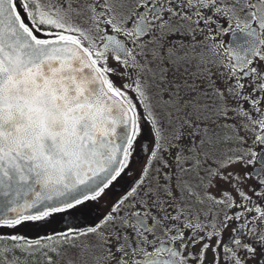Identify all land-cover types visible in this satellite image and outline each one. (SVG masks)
<instances>
[{"label":"snow or ice","instance_id":"obj_1","mask_svg":"<svg viewBox=\"0 0 264 264\" xmlns=\"http://www.w3.org/2000/svg\"><path fill=\"white\" fill-rule=\"evenodd\" d=\"M218 3L219 0H135L136 18L126 20L122 10L128 0H93L87 7L90 23L84 28L73 22L74 16L83 15L73 7L79 0H0V230L45 222L78 209L88 201L98 200L121 176L142 135L137 106L126 94L128 91L149 107L147 119L156 141L150 164L161 151H167L161 147L160 128L151 116L144 83L138 80L135 87L124 84L123 90L113 83V77L128 74L131 78L132 71L148 72L153 80L159 74L158 83L166 86L161 88V95L179 121L178 131L184 127L193 129L195 137L200 138L199 148L190 149L194 153L191 167L184 169L194 171L198 183L195 187L185 185L183 190L202 204L199 189L207 193L222 183L230 185L243 201L250 200L238 187L239 176L229 171L244 161L214 158L218 141L212 125L243 118L264 133V0H232L231 13H223L235 18L230 25L234 41L228 52L231 64L227 72L219 75L207 56L196 55L198 37L214 39L209 31L228 35L214 18L222 14ZM185 23L192 26L185 29ZM105 27L110 35L103 34ZM97 35L102 44H97ZM119 36L125 40L122 42ZM138 41V48L130 50L126 46ZM147 48H151L150 53L142 51ZM109 54L118 67L109 66ZM142 60L147 61V68ZM194 64L196 71L190 74ZM221 79L226 85L223 90L218 87ZM250 111L259 114L257 120L252 119ZM223 126L234 127L229 123ZM184 139V135L176 137L177 141ZM258 143L264 144V136ZM190 144L195 141L190 140ZM174 147L184 146L177 143ZM148 171L146 168L145 176ZM169 179L165 176V180ZM144 183L142 179L136 189ZM260 185L255 194L264 198V179ZM160 187L163 195L159 188L149 190L143 193L141 206H155L165 211V220H179L180 216L169 215L164 209V203L175 193L167 184ZM136 189L98 225L61 233L51 247L0 235V243L12 245L0 246V264H22L17 252L24 257L23 264L36 256L43 264H53L46 257L59 256L64 248L77 253L78 264H89V260L91 264H187V260H195L196 257H185L189 238L178 229L169 228L168 233L175 235L159 245L148 238L152 232L149 211L121 216L129 199L138 197ZM206 199L220 206L230 202L232 208L244 207L236 205L227 192L222 199L210 195ZM130 206L136 208L137 204ZM247 211L255 213L254 219L248 220L247 212L241 211L223 222L225 228L230 221L238 225L227 246L217 243L212 248L195 232L192 234L193 248L203 244L200 264H205L208 251L220 264L217 250L223 251L231 264H264V228L255 227L257 222L264 224V209L249 207ZM117 216L121 217L119 224ZM151 218L160 224L159 218ZM129 232L134 233L135 244ZM216 235L219 233L214 231L206 238L211 241ZM89 237L96 238L95 245L87 242ZM244 238L249 242L245 243ZM33 264L37 262L33 260Z\"/></svg>","mask_w":264,"mask_h":264},{"label":"flooded vegetation","instance_id":"obj_2","mask_svg":"<svg viewBox=\"0 0 264 264\" xmlns=\"http://www.w3.org/2000/svg\"><path fill=\"white\" fill-rule=\"evenodd\" d=\"M93 3V0H79L78 10L83 13L79 17H73V22L84 28L89 26V13L87 7ZM135 0H128L127 6L122 10L125 19L129 17L136 18L133 7ZM221 11L220 16L214 17L217 20L218 26L222 27L226 36H221L218 31H209V36L214 39H208L207 37H198L196 43L200 47L196 51L197 56H207L209 63L213 65V71L219 75L220 72H227L228 65L231 61L228 58L229 49L232 47L234 38L231 35L233 29L230 25L235 23V18L226 17L224 12L231 13L232 0H219L217 5ZM210 11V10H209ZM246 15V14H245ZM250 22V21H249ZM127 26V25H125ZM188 23H185V29L191 27ZM175 27V25H174ZM207 27V26H204ZM110 35V30L105 27L104 33ZM122 42L125 40L123 36L117 37ZM175 39V38H173ZM183 39V37H181ZM97 44H102L103 41L100 35L96 37ZM139 41L136 45L126 43V46L132 50L139 47ZM221 45L223 47H221ZM215 46V47H214ZM142 51L151 52V48L142 49ZM109 66L118 67L111 54L108 56ZM141 63L147 68L149 65L147 61L142 60ZM155 68V65H151ZM261 70L264 71V64L261 65ZM123 71V69H121ZM196 71V65H192L189 68V73ZM150 73L145 72L140 76L134 71L130 73L131 78H128V74H125L123 78L113 77V83L117 88L123 90L122 85L128 84L131 87H135V83L139 80L147 84L151 83L153 86V97L155 100L154 106L148 104L151 108V116L157 121L158 127L161 132L162 148H166L167 151H161L159 158L156 161H151V153L156 147V141L153 136V130L148 122L149 107H145L135 97V94L128 91L126 94L133 103L137 106V116L140 118V124L142 127V135L138 137V143L135 146V150L128 161V167L124 170L120 177H118L110 186H108L104 194L95 201H88L85 205L80 206L78 209L70 210L67 213L57 214L50 217L48 221L40 223H26L19 226L16 229L0 230V235L16 236L22 238L23 242H39L40 244H46L49 247L52 246L54 240L60 238V234L64 232H77L82 229H88L98 225L106 216L111 214L112 208L119 203L126 195L136 189V185L143 179L145 183L140 189H136L139 194L137 198H130L126 205L123 207L121 216H130L136 211L145 212L149 211L151 216L148 218L149 227L152 229L149 239L159 245L162 241H168L170 235H175V232L168 233V229H178L186 237L188 248L185 250V257H196L195 260H187V264H200L199 256L203 244L195 243L193 233L195 232L199 238L212 246L216 247L217 243H221L222 246H227L232 243L233 231L238 227L236 222L230 221L228 227H224V221L228 216H234L238 212H247V219H254L255 213L248 212V208L259 207L264 209V198L257 197L256 192L260 191V180L264 179V144L258 143L260 136H264V133L260 132V129L256 127L252 121H246L243 118H237L232 121H221L220 125H212V132L215 134V138L218 141V146L213 152V156L217 161H224L227 159H237L244 162L234 165L229 171L239 176L240 182L238 187L245 195L250 197V200L245 202L237 195L235 190L230 185L219 184V187L209 190L207 193L201 188L199 189L200 196L204 202L198 203L194 198L188 195L187 191H184V186L195 187L198 183L195 172H187L184 169L191 167V159L194 153L191 148H199L200 138L195 137L194 130L186 127L180 128L179 121H177L172 109L164 102V98L161 95V86L158 81L161 78L159 74L156 76V80L148 77ZM170 79V77H169ZM225 82L221 79L218 81V87L223 90L225 88ZM151 101V100H150ZM150 103V102H149ZM231 103V102H230ZM247 107V106H246ZM171 115V119L169 116ZM250 115L253 120H257L259 114L250 111ZM258 122V121H257ZM225 123L234 125L232 128L224 127ZM199 128V125H196ZM178 135H184L183 141H177ZM203 132H201V137ZM227 139V143H222ZM190 140H194L195 144H190ZM177 143H182L183 148L174 147ZM203 149L201 151H206ZM255 154V155H254ZM150 164V167H149ZM167 165V168L164 165ZM149 168L147 176L144 175L145 169ZM165 176L169 177V180H165ZM162 184L170 186L171 190L175 193L174 198L168 199L164 203V209L172 216H180L179 220H165V211L156 208H144L141 205L144 202L145 196L143 193L151 190L155 192L158 188L163 195ZM227 192L233 197L236 205L243 204V208H232L230 202H226L225 205L220 206L214 203L212 200L206 199V196L210 195L214 199H222L223 193ZM136 203L137 207L132 208L130 205ZM183 212V215H181ZM155 216L160 219V224H157L151 217ZM117 223L121 221V217H116ZM191 225L185 227V225ZM255 227L259 230L264 228V224L257 222ZM200 229V231H197ZM127 231V230H125ZM218 232L219 235L209 241L207 235L213 232ZM130 236H133V244H135V237L133 232H129ZM47 238H54L53 240ZM87 242L95 245L96 238L89 237ZM244 242L248 243L247 238H244ZM0 246L11 247L9 242H2ZM172 246V245H169ZM175 247L179 248L178 245ZM220 258V264H231L229 260L225 258V254L221 250H217ZM23 264L24 257L19 252L16 253ZM244 255L243 252L240 253ZM47 259L53 261V264H78L77 253L69 248H64L59 256L49 254ZM11 259V257L9 258ZM33 260L37 264H43V261L39 256L33 257L29 260L28 264H33ZM131 260V257H129ZM91 264V260H89ZM205 264H216L215 254L212 251L206 253Z\"/></svg>","mask_w":264,"mask_h":264},{"label":"rangeland","instance_id":"obj_3","mask_svg":"<svg viewBox=\"0 0 264 264\" xmlns=\"http://www.w3.org/2000/svg\"><path fill=\"white\" fill-rule=\"evenodd\" d=\"M153 69H155V68H153ZM137 73V72H136ZM134 74H135V71H134ZM141 74H138V76H140ZM148 77L149 78H151V74L149 75L148 74ZM170 80H171V77H170ZM145 89H146V91H147V93H148V97H149V100H148V104H152L153 106H154V104H155V100H154V97H153V86H152V84L151 83H149V84H147L146 86H145ZM151 100V101H150ZM150 102V103H149Z\"/></svg>","mask_w":264,"mask_h":264}]
</instances>
